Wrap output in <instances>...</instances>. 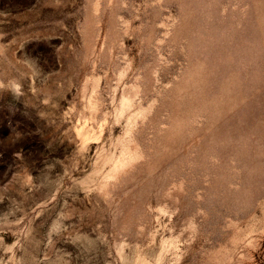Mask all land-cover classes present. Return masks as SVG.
I'll return each instance as SVG.
<instances>
[{
	"label": "rangeland",
	"instance_id": "1",
	"mask_svg": "<svg viewBox=\"0 0 264 264\" xmlns=\"http://www.w3.org/2000/svg\"><path fill=\"white\" fill-rule=\"evenodd\" d=\"M0 264H264V0H0Z\"/></svg>",
	"mask_w": 264,
	"mask_h": 264
}]
</instances>
